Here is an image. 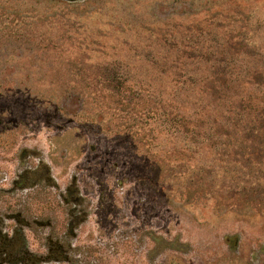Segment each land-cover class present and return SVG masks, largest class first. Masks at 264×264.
<instances>
[{
	"label": "rangeland",
	"instance_id": "1",
	"mask_svg": "<svg viewBox=\"0 0 264 264\" xmlns=\"http://www.w3.org/2000/svg\"><path fill=\"white\" fill-rule=\"evenodd\" d=\"M212 21L264 33V0H0V159L25 151L32 185L60 200L73 182L91 200L75 257L133 264L140 235L153 264H264V214L213 206L202 190L222 175L171 178L166 151L181 139L133 104L152 33ZM184 151L173 162L194 159L179 171L212 157Z\"/></svg>",
	"mask_w": 264,
	"mask_h": 264
},
{
	"label": "trees",
	"instance_id": "2",
	"mask_svg": "<svg viewBox=\"0 0 264 264\" xmlns=\"http://www.w3.org/2000/svg\"><path fill=\"white\" fill-rule=\"evenodd\" d=\"M168 29L152 33L148 86L133 76V104L143 107L140 113L149 114L165 135L181 139L166 151L171 178L197 172L199 178L189 185L199 186L204 173L222 175L217 186L202 190L213 206L225 202L231 209L264 214L262 26L212 21ZM184 150L212 157L179 171L194 159L188 155L183 164L173 162L174 154L186 156ZM162 187L170 188L166 182Z\"/></svg>",
	"mask_w": 264,
	"mask_h": 264
},
{
	"label": "flooded vegetation",
	"instance_id": "3",
	"mask_svg": "<svg viewBox=\"0 0 264 264\" xmlns=\"http://www.w3.org/2000/svg\"><path fill=\"white\" fill-rule=\"evenodd\" d=\"M25 157L23 151L16 162L0 159L6 165L0 167V264H98L90 252L75 257L74 235L88 217L91 200L73 182L60 200L53 199L55 195L46 192L48 181L30 183ZM134 236L133 264H153L148 246L137 253L141 236Z\"/></svg>",
	"mask_w": 264,
	"mask_h": 264
}]
</instances>
